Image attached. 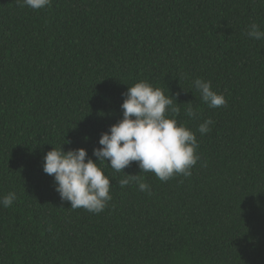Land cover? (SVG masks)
I'll return each instance as SVG.
<instances>
[{
	"label": "trees",
	"instance_id": "1",
	"mask_svg": "<svg viewBox=\"0 0 264 264\" xmlns=\"http://www.w3.org/2000/svg\"><path fill=\"white\" fill-rule=\"evenodd\" d=\"M252 22L264 30V0H0V197L17 196L0 206V264H264V39L246 35ZM197 78L226 105L209 108ZM140 81L174 97L196 133L191 176L162 182L132 162L124 173L149 194L104 164L108 206L71 209L43 157L62 145L95 162Z\"/></svg>",
	"mask_w": 264,
	"mask_h": 264
},
{
	"label": "clouds",
	"instance_id": "2",
	"mask_svg": "<svg viewBox=\"0 0 264 264\" xmlns=\"http://www.w3.org/2000/svg\"><path fill=\"white\" fill-rule=\"evenodd\" d=\"M51 2L17 0L18 5L33 10L49 7ZM246 35L253 40H262L264 30L260 24L252 22ZM193 86L209 108L226 105L224 95L212 89L211 81L197 78ZM122 96V119L101 134L100 147L92 154L96 157L95 162L85 149L65 152L62 145L53 147L43 157L44 173L54 178L55 190L62 201L70 202L71 209L83 208L99 214L108 206L112 200V178L106 174L104 164L115 172L124 173L132 162H138L142 174L151 172L162 182H167L177 175L190 177L192 168L200 159L196 133L178 121L179 108L173 104L174 97L165 95L161 88L147 81L128 86ZM186 115L195 118L197 113L188 107ZM213 124L211 118L206 119L197 131L204 136L211 132ZM142 174L124 173V178L119 181L120 187L135 182L141 192L151 194L150 184L144 181ZM16 199V193L9 192L0 197V206L7 209Z\"/></svg>",
	"mask_w": 264,
	"mask_h": 264
}]
</instances>
